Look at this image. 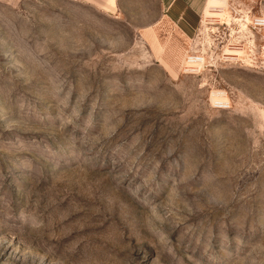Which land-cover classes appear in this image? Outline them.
<instances>
[{
	"label": "rangeland",
	"instance_id": "rangeland-1",
	"mask_svg": "<svg viewBox=\"0 0 264 264\" xmlns=\"http://www.w3.org/2000/svg\"><path fill=\"white\" fill-rule=\"evenodd\" d=\"M182 1L0 0V264H264V0Z\"/></svg>",
	"mask_w": 264,
	"mask_h": 264
},
{
	"label": "crops",
	"instance_id": "crops-1",
	"mask_svg": "<svg viewBox=\"0 0 264 264\" xmlns=\"http://www.w3.org/2000/svg\"><path fill=\"white\" fill-rule=\"evenodd\" d=\"M70 1H77V0H70ZM103 6H105L106 9H114L113 8V2L112 0H99ZM157 4V18L153 20L152 23H156L159 21V19H162L163 17H168L169 9L170 7H182L184 4L182 0H154ZM116 7L118 0H115ZM209 3V1H208ZM207 3V5H208ZM207 8V7H206ZM206 10V9H205ZM156 21V22H155Z\"/></svg>",
	"mask_w": 264,
	"mask_h": 264
},
{
	"label": "bare ground",
	"instance_id": "bare-ground-1",
	"mask_svg": "<svg viewBox=\"0 0 264 264\" xmlns=\"http://www.w3.org/2000/svg\"><path fill=\"white\" fill-rule=\"evenodd\" d=\"M210 3H211L210 7L213 8V7L216 6L215 4H213V3H215V0H211ZM210 7H209V8H210ZM211 11H212V9H211ZM214 11H215V10H214ZM216 11H217V10H216ZM206 14L209 15V16L212 15L209 9L206 11ZM193 62H194V63H197V60H196V59H193Z\"/></svg>",
	"mask_w": 264,
	"mask_h": 264
}]
</instances>
